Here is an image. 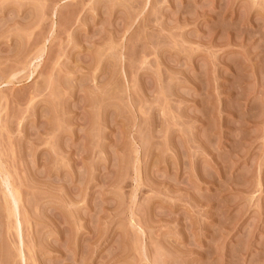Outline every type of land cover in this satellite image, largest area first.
<instances>
[{"label":"rangeland","instance_id":"374dc122","mask_svg":"<svg viewBox=\"0 0 264 264\" xmlns=\"http://www.w3.org/2000/svg\"><path fill=\"white\" fill-rule=\"evenodd\" d=\"M0 264H264V0H0Z\"/></svg>","mask_w":264,"mask_h":264}]
</instances>
